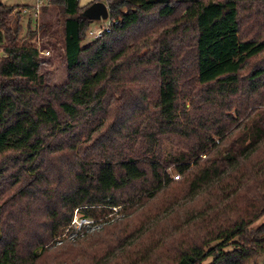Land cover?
I'll use <instances>...</instances> for the list:
<instances>
[{
	"label": "trees",
	"instance_id": "16d2710c",
	"mask_svg": "<svg viewBox=\"0 0 264 264\" xmlns=\"http://www.w3.org/2000/svg\"><path fill=\"white\" fill-rule=\"evenodd\" d=\"M96 1L40 9L64 15L58 84L43 25L13 22L31 6L0 1V264H257L264 0H105L111 31L83 45ZM115 208L70 238L76 211Z\"/></svg>",
	"mask_w": 264,
	"mask_h": 264
},
{
	"label": "rangeland",
	"instance_id": "374dc122",
	"mask_svg": "<svg viewBox=\"0 0 264 264\" xmlns=\"http://www.w3.org/2000/svg\"><path fill=\"white\" fill-rule=\"evenodd\" d=\"M0 1L9 5L29 4L31 6L30 9L27 10L23 9L24 11L22 12L23 14L21 16L15 14L14 16L15 18L13 19V22H15L16 24V21L19 19L20 24L22 26V30L20 33L21 38L26 35L29 23L31 28L34 29L40 28L43 25V27L38 32L37 41L42 50L50 51V54L43 55L44 56L43 58L46 60L44 64V70L47 73V77L49 78V81L51 83L58 84L64 82L67 79V68L63 57V52H64L63 27L60 23V21L63 20L64 15L61 13L59 7L57 8L55 6H50L48 8L49 9L48 12L40 11L39 13H36L35 6L33 5H36L39 0H0ZM92 1L94 0H80V5L85 6ZM19 6H24V5H19ZM105 24H106L105 20H96L92 22L90 29L97 30L98 28L103 27ZM92 40L94 39L90 37L88 34L87 38L83 42V45L90 43ZM51 42H57V49L48 47L50 44H52ZM3 56H4L3 50L2 47L0 46V57ZM176 174H179V172L176 171L175 168H169L170 179H171V175H176ZM118 210H120V208ZM118 210H116L114 213L107 214L104 217H100L98 219L85 218L83 217V214L76 211L74 219L72 221L73 230L70 232L71 233L70 238L74 240L75 237L78 235L83 236V233L79 232L80 229L82 228H85L86 232L88 233H93L95 231L100 230L110 221H113L112 219L113 216L119 217V214L115 215ZM263 223H264V218L256 222L253 227H258ZM62 242L63 240H61V237H57L56 246L60 245ZM232 249L233 246L229 245L225 250L230 251ZM213 261L214 258L212 256H209L204 260L203 264H212ZM257 264H264V253L261 254Z\"/></svg>",
	"mask_w": 264,
	"mask_h": 264
},
{
	"label": "water",
	"instance_id": "95a60500",
	"mask_svg": "<svg viewBox=\"0 0 264 264\" xmlns=\"http://www.w3.org/2000/svg\"><path fill=\"white\" fill-rule=\"evenodd\" d=\"M83 16L92 21L108 20L110 16L109 6L104 1H96L84 10Z\"/></svg>",
	"mask_w": 264,
	"mask_h": 264
},
{
	"label": "built area",
	"instance_id": "2783aa9c",
	"mask_svg": "<svg viewBox=\"0 0 264 264\" xmlns=\"http://www.w3.org/2000/svg\"><path fill=\"white\" fill-rule=\"evenodd\" d=\"M44 5V0H40L36 6H35V12L39 13L41 7ZM106 24L103 27L98 28L97 30H89L88 34L90 37H92L93 39H98L101 38L104 34L109 33L111 31V24L112 22L110 21V19L105 20ZM115 23H117V21H115ZM41 53L43 55H48L50 54V51H45L41 49ZM203 157H205L203 155ZM180 177V174H176V175H171V180H178Z\"/></svg>",
	"mask_w": 264,
	"mask_h": 264
},
{
	"label": "crops",
	"instance_id": "0c3cea01",
	"mask_svg": "<svg viewBox=\"0 0 264 264\" xmlns=\"http://www.w3.org/2000/svg\"><path fill=\"white\" fill-rule=\"evenodd\" d=\"M40 1V0H39ZM38 1V2H39ZM104 2H106L105 0H103ZM37 2V3H38ZM6 4V3H5ZM47 4V1L44 0V5ZM6 5H9V4H6ZM19 5H29V4H16L15 6H19ZM14 6V5H13ZM33 6H36V5H33ZM33 13H34V10H33Z\"/></svg>",
	"mask_w": 264,
	"mask_h": 264
}]
</instances>
